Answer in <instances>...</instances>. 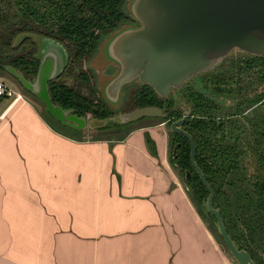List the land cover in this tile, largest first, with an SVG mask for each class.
I'll return each mask as SVG.
<instances>
[{
    "label": "crops",
    "instance_id": "0c3cea01",
    "mask_svg": "<svg viewBox=\"0 0 264 264\" xmlns=\"http://www.w3.org/2000/svg\"><path fill=\"white\" fill-rule=\"evenodd\" d=\"M0 102V264H234L155 125L75 139L27 95Z\"/></svg>",
    "mask_w": 264,
    "mask_h": 264
},
{
    "label": "trees",
    "instance_id": "16d2710c",
    "mask_svg": "<svg viewBox=\"0 0 264 264\" xmlns=\"http://www.w3.org/2000/svg\"><path fill=\"white\" fill-rule=\"evenodd\" d=\"M123 3L124 0H0V73L17 81L4 68L7 65L24 77L34 74L37 59L27 35L30 33L56 38L68 50V64L79 63L93 53L102 33L121 21L131 20ZM75 76L73 86L62 80H49L50 100L62 108H72L78 115L103 118L113 114L98 93L92 71L83 67ZM263 84L264 55L238 51L230 53L215 68L184 82L174 94L160 97L149 85L139 84L131 95L134 106L161 107L163 116L146 117L164 121L168 127L183 109L189 110L182 128L194 140V159L214 191L213 206L231 239L248 251L255 264H264ZM146 124L131 126L116 136H110L109 131L120 129L118 125L105 124L97 127L96 131H103L99 135L91 133L86 137L119 139L133 127ZM51 127L75 139L85 138L84 134L75 137ZM144 137L151 149L150 139L146 134ZM166 147L168 161L182 177L190 200L222 243L212 216L202 206L207 193L189 162L188 141L169 129ZM185 170L189 178L185 177Z\"/></svg>",
    "mask_w": 264,
    "mask_h": 264
},
{
    "label": "water",
    "instance_id": "95a60500",
    "mask_svg": "<svg viewBox=\"0 0 264 264\" xmlns=\"http://www.w3.org/2000/svg\"><path fill=\"white\" fill-rule=\"evenodd\" d=\"M123 9L130 20L119 22L101 34L90 63L96 68L107 64L113 70L103 80H94L101 98L113 112L123 92V85L135 81L147 84L160 96L174 94L196 74L218 66L233 50L264 55V0H124ZM37 66L31 77L16 68H4L16 77L22 88L32 93L49 115L73 129L99 127L106 122L124 123L146 116H163L157 105L137 106L113 112L88 124V115H78L72 108H62L50 100L47 83L64 71L69 53L62 42L51 36L30 33ZM104 64V65H103ZM97 78V77H96ZM180 117L170 121L169 129L184 136L189 144L188 159L206 190L202 206L213 218V225L234 264H255L244 247H238L227 233L219 211L213 206L214 191L196 164L195 143ZM104 120V121H103ZM178 145V143H176ZM175 148H172L174 156ZM185 177L189 178L188 170Z\"/></svg>",
    "mask_w": 264,
    "mask_h": 264
},
{
    "label": "rangeland",
    "instance_id": "374dc122",
    "mask_svg": "<svg viewBox=\"0 0 264 264\" xmlns=\"http://www.w3.org/2000/svg\"><path fill=\"white\" fill-rule=\"evenodd\" d=\"M233 54H236L237 51L233 50L232 51ZM90 59L91 56L86 57L84 60L80 61L79 63H67L64 71H63V76H59L57 77V80H62L63 82H65L67 85H74V79H76V73L83 67H86L88 69H90L93 73V79L95 80H103L105 77V74L111 72L113 70V67L109 64L106 65L105 69L106 71L103 72V67H101V62H97L100 64V68H96L95 66H93L92 63H90ZM104 65V64H103ZM97 77V78H96ZM0 79L3 80L7 85H9L10 87H12L15 90L20 91V93L27 95L35 104V106L37 107L38 111L41 113V115L44 117V119L47 121V123L51 124L53 127H55L58 130H62V131H66L68 134L74 135L75 137H77L78 135L84 134L85 137L88 136V134H96L99 135L101 132L103 131H96L97 127H88L86 125V128H82V129H73V128H68L65 127L64 125L60 124L59 122L55 121L50 115L49 113L45 110L43 104L30 92H28L27 90H25L24 88H22L13 78H11V76H9L6 73H0ZM136 83L135 81H131L129 83H126L123 85V92L121 95L120 100L118 101L117 104L113 105L112 107H110L111 109H113V112H120V111H127L130 110L132 108H134V104L132 102V91L136 88ZM264 87V84L261 86ZM10 98V97H9ZM1 103V102H0ZM98 120H101L100 118H89L88 120V124L90 123H95ZM104 121V120H103ZM141 123H147L146 125H155L156 128H158L159 132L161 135L165 136V138L167 139V136L169 135V127L168 124L164 121H161L159 119L156 118H152V117H141L132 121H128L126 123L123 124H116L114 122H106V125L112 126V125H118L116 126L117 128H120L118 130H112L109 131V135L110 136H116L119 132L125 131L128 128H130L131 126L134 125H138ZM82 132V133H81ZM147 135V132L143 133V135ZM169 148L167 147V154H168ZM167 163L170 166V168L172 169V171L174 172L176 178L178 179V181L180 183H182V185L184 184L182 177L176 172V170L170 165L168 159H167ZM185 185V184H184ZM185 188V187H184ZM190 196V195H189ZM194 208L196 209V204L195 202L191 199ZM206 221V220H205ZM207 223V222H206ZM208 228L210 229L209 224L207 223ZM211 230V229H210ZM217 239V238H216ZM218 242L221 244V246L223 247V249L226 251L225 247L222 245V243L220 242V240H218ZM228 253V252H227ZM234 263V262H233Z\"/></svg>",
    "mask_w": 264,
    "mask_h": 264
},
{
    "label": "built area",
    "instance_id": "2783aa9c",
    "mask_svg": "<svg viewBox=\"0 0 264 264\" xmlns=\"http://www.w3.org/2000/svg\"><path fill=\"white\" fill-rule=\"evenodd\" d=\"M2 96L10 97L12 100L22 99V93L20 91L13 89L0 79V97Z\"/></svg>",
    "mask_w": 264,
    "mask_h": 264
},
{
    "label": "flooded vegetation",
    "instance_id": "af4514ba",
    "mask_svg": "<svg viewBox=\"0 0 264 264\" xmlns=\"http://www.w3.org/2000/svg\"><path fill=\"white\" fill-rule=\"evenodd\" d=\"M130 21H132V20H130ZM63 74H64V73L62 72L60 76H63ZM62 80H63V79H62ZM74 84H75V82H74ZM72 86H73V85H72ZM133 107H137V106H133Z\"/></svg>",
    "mask_w": 264,
    "mask_h": 264
}]
</instances>
